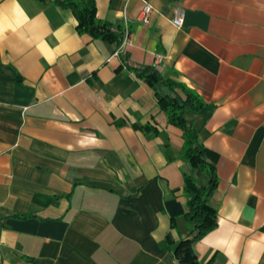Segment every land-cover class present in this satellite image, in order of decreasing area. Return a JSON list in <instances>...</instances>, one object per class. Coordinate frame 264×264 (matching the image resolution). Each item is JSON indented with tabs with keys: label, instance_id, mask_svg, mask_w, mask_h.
<instances>
[{
	"label": "crops",
	"instance_id": "1",
	"mask_svg": "<svg viewBox=\"0 0 264 264\" xmlns=\"http://www.w3.org/2000/svg\"><path fill=\"white\" fill-rule=\"evenodd\" d=\"M95 3L102 20L130 18L129 61L204 102L184 113L218 174L198 258L264 264V0ZM76 25L54 0H0V264H177L184 172L197 175L183 131L115 42Z\"/></svg>",
	"mask_w": 264,
	"mask_h": 264
},
{
	"label": "trees",
	"instance_id": "2",
	"mask_svg": "<svg viewBox=\"0 0 264 264\" xmlns=\"http://www.w3.org/2000/svg\"><path fill=\"white\" fill-rule=\"evenodd\" d=\"M54 1L72 10L80 33H87L103 40L108 39L119 45L123 36L122 25H115L107 19L98 18L95 0ZM121 58L123 64L134 75L155 89L157 103L166 112L169 123L183 131L184 157L192 168L197 169L195 177L184 172V189L187 193L185 217L188 219L190 230L189 235L180 239L173 247L175 261L177 264H210L198 258L194 243L218 224L217 208L209 201L217 185L218 174L215 163L206 156V147L199 138L196 127L184 117L187 109H201L204 102L196 92L187 88L182 82L161 74L154 65L134 64L129 61L127 53H121ZM143 128H151V126L144 125Z\"/></svg>",
	"mask_w": 264,
	"mask_h": 264
},
{
	"label": "built area",
	"instance_id": "3",
	"mask_svg": "<svg viewBox=\"0 0 264 264\" xmlns=\"http://www.w3.org/2000/svg\"><path fill=\"white\" fill-rule=\"evenodd\" d=\"M155 11V7L151 2H145L144 6L142 7L141 11L138 14V19L148 24L151 21L152 13ZM124 21L122 25V40L120 41L116 51L114 52L115 55H120L122 52L125 51V49L133 42V32L130 30L129 26V20L130 18L127 16L126 13L123 15ZM185 15H184V9L182 7H177L175 11V16L172 19V22L174 25H182L184 23ZM162 56L158 55L157 60H162Z\"/></svg>",
	"mask_w": 264,
	"mask_h": 264
}]
</instances>
